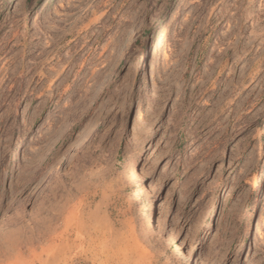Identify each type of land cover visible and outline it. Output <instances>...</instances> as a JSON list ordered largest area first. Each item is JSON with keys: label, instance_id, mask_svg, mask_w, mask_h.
Masks as SVG:
<instances>
[{"label": "rangeland", "instance_id": "374dc122", "mask_svg": "<svg viewBox=\"0 0 264 264\" xmlns=\"http://www.w3.org/2000/svg\"><path fill=\"white\" fill-rule=\"evenodd\" d=\"M193 259L264 264V0H0V264Z\"/></svg>", "mask_w": 264, "mask_h": 264}, {"label": "bare ground", "instance_id": "6f19581e", "mask_svg": "<svg viewBox=\"0 0 264 264\" xmlns=\"http://www.w3.org/2000/svg\"><path fill=\"white\" fill-rule=\"evenodd\" d=\"M139 172H138V166L137 163H133L132 165V170L130 171V176L133 179H136L138 176ZM148 223L149 225H153L156 226V222H155V217L153 215H150L149 219H148ZM175 251H176V257L179 258H183L185 255L183 254L180 246L178 243L175 244ZM190 264H198L196 259H193Z\"/></svg>", "mask_w": 264, "mask_h": 264}]
</instances>
